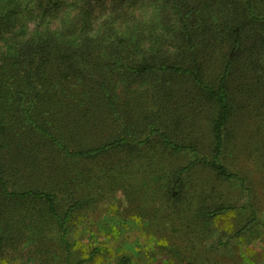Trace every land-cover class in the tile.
<instances>
[{"label":"trees","instance_id":"16d2710c","mask_svg":"<svg viewBox=\"0 0 264 264\" xmlns=\"http://www.w3.org/2000/svg\"><path fill=\"white\" fill-rule=\"evenodd\" d=\"M77 1L68 10L66 0H0L6 47L0 50V248L22 224L36 240L52 226L64 264L72 246L70 216L89 201L77 191L71 161L141 145L155 135L170 150L195 155L174 171L172 195L197 163L222 180L242 183L222 160L225 133L245 106L244 85L254 78L264 84V0H154L148 19H127L123 8L107 15L126 25L113 37L93 24L103 0ZM58 17L60 25L51 27ZM134 83L152 86L151 107L118 99V85ZM137 111L143 122L134 120ZM205 112L211 157L198 155L190 132L178 131L181 139L169 128L174 116L177 130L192 129ZM232 208L218 205L204 216ZM255 223L263 224L253 217L238 233Z\"/></svg>","mask_w":264,"mask_h":264},{"label":"rangeland","instance_id":"374dc122","mask_svg":"<svg viewBox=\"0 0 264 264\" xmlns=\"http://www.w3.org/2000/svg\"><path fill=\"white\" fill-rule=\"evenodd\" d=\"M120 1L103 0L98 6L93 24L105 28L104 36L120 35L126 27L122 19L107 15L114 16L123 8L127 19H148L155 11L154 0ZM77 2L66 0V9H74ZM60 23L58 17L50 25ZM25 25L29 33L32 23ZM4 49L0 41V50ZM151 88L138 83L118 85V99L131 106L151 107ZM242 96L245 106L231 118L222 155L243 177L242 183L222 180L197 163L184 174L180 193L172 195L174 171L195 155L174 152L155 135L141 145L126 143L95 159L71 161L68 168L79 177L77 191H83L89 201L70 216L69 264H264V84L254 78L244 85ZM209 117L205 112L193 121L192 129L177 130L176 117L171 116L169 128L181 139L178 131L183 135L190 132L198 139V155L211 157ZM133 118L143 122L144 116L137 111ZM218 205L234 208L204 216ZM253 217L263 224L255 223L238 233ZM26 228L22 224L2 243L0 264H64L65 251L55 242L52 226L42 240L33 239Z\"/></svg>","mask_w":264,"mask_h":264}]
</instances>
